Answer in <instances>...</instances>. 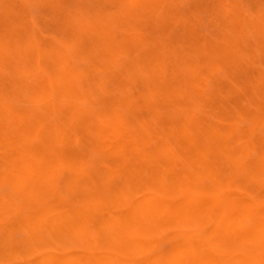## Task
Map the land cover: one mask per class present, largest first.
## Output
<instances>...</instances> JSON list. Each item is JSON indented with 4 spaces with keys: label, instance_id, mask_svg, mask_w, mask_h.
<instances>
[{
    "label": "bare ground",
    "instance_id": "obj_1",
    "mask_svg": "<svg viewBox=\"0 0 264 264\" xmlns=\"http://www.w3.org/2000/svg\"><path fill=\"white\" fill-rule=\"evenodd\" d=\"M77 2L0 25V264H264V14Z\"/></svg>",
    "mask_w": 264,
    "mask_h": 264
},
{
    "label": "rangeland",
    "instance_id": "obj_2",
    "mask_svg": "<svg viewBox=\"0 0 264 264\" xmlns=\"http://www.w3.org/2000/svg\"><path fill=\"white\" fill-rule=\"evenodd\" d=\"M3 1L5 2V0H2V2H0V25L4 24V22H5V19L3 18V16H6L7 18L15 16V17H18L19 19H21L23 21L29 22V20H30V22H33L34 32L38 37H40L39 33H42V35L44 37L47 36L48 39L54 38V37H56V35L59 34L60 37L66 36L67 39H69V37H68L69 32L67 30H66L67 32L66 31H60V33H59V30L56 28V25H58V22H59V17H58L57 12H58V9L61 5L70 6L74 2L79 3V2H77L79 0H49V2L46 0L47 4L49 6V9L51 8L50 10L48 9V7L47 8L46 7L41 8L42 4L45 5V3H43V1H45V0H41V1L37 0V1H39V3L35 2V0H10L13 2L15 1V5H14L13 9H11V11H13V12H10L11 14H8V15H3L4 13H2L5 10V5H4ZM27 1H28L29 5L26 4ZM234 1H236L235 4H234ZM16 2H18V3L21 2L23 4H17ZM41 2H42V4L40 6H38V4H40ZM76 3H74V4H76ZM82 3L86 7V8L84 7V9L88 10V11L100 9V10H106L107 12L112 13V12H115L117 10V5H116L115 0H82ZM223 3L225 4L226 7L224 6ZM252 3H254V5H256V6H254ZM47 4L45 6H47ZM79 4L82 6L81 1ZM159 4L161 5L160 7H162V10L165 11L168 16L173 18V20L175 18L177 19V20H174V21H176L175 25L171 22V24H173L174 26L170 25L169 23L165 24L166 25L165 28L167 30L165 32L169 33L171 36L177 31V29L181 28V24H179V23L181 21H184V19H186L184 22V23H186V28L190 32H195V33L200 32L199 34H202L204 36H207V34H209V36H207V37H210L212 39H216L220 35L219 34L220 31L217 32L218 28H219V30L222 31V27L225 26L224 24H226L227 22L233 23V21H234L233 19H235V22H236L238 20V18H241L238 20L239 22H237V24H239V26H241V25L246 24V23H252L251 22L252 19L255 20V15L257 16L259 11L264 14V0H252V1L251 0H199V1L198 0H159ZM18 5H20L22 8L21 7L18 8ZM234 5H236L237 8ZM191 6H194V7L192 8ZM222 6H224V7L222 8ZM252 6H253V9H252ZM23 7H25V10L23 9ZM206 7H208V8H206ZM210 7H211V9H210L211 13H209ZM256 7L259 8V10L257 12L255 10ZM258 8H256V9H258ZM187 10H189L194 17L191 15V13L190 14H189V12L187 13ZM253 10H255V11H253ZM177 11H178V13L176 14ZM235 12H236L238 17L232 19L233 14ZM158 13H156V15L155 14L150 15L149 18H151V19L155 18L158 15ZM186 13H187V15L189 14V16H187ZM195 13H197L200 16V18L202 19V22H201V19L199 18V16L196 15ZM207 13H209V14H207ZM41 14H42V16H41ZM212 15H215L218 17L215 18V16L213 17ZM186 16L189 18H187ZM190 16L192 17V19L194 18V20H190L191 19ZM244 16H246V17H244ZM208 17H210L211 19ZM75 18L76 17L74 16L73 19H75ZM181 18H183V19H181ZM197 18H199V19H197ZM212 18H214V19H212ZM219 18H221L222 20ZM247 18H249V20ZM188 19L190 20V22ZM191 21H194V22L196 21L195 23H198L199 26H197V24H195ZM199 22H200V24H199ZM214 22H216V23H214ZM222 23H224V24H222ZM228 23L226 24L225 27H227L229 29L230 34L235 36L237 34L236 29H232V28L230 29L228 27L229 26ZM191 24H193V25L195 24V26H192ZM169 25H170V28H169ZM191 26L194 28L193 29L194 31L192 30ZM248 29H250L249 32H251V34H252L251 27H249ZM155 30H156V28H155ZM174 30H176V31H174ZM151 31L150 32L147 31V32L149 34H152L153 31L152 32ZM172 31H174V32H172ZM155 34L158 37L161 36V33L156 32ZM251 36H253V34ZM259 58H260V60H263L264 59V53H263V55L259 56ZM208 81H209L210 88H213L214 87L213 79H209ZM54 152L55 151H51L48 155L51 159L54 158L53 160L55 161V157L57 159L58 153L55 152L56 154H54Z\"/></svg>",
    "mask_w": 264,
    "mask_h": 264
}]
</instances>
